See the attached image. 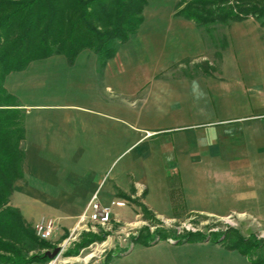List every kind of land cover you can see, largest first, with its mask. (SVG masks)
<instances>
[{
    "label": "crops",
    "instance_id": "crops-1",
    "mask_svg": "<svg viewBox=\"0 0 264 264\" xmlns=\"http://www.w3.org/2000/svg\"><path fill=\"white\" fill-rule=\"evenodd\" d=\"M148 26L154 33L199 31L193 21L173 13L143 15L136 34L102 65L86 48L72 62L53 54L5 76L6 90L24 109L22 176L12 184L10 203L27 223L50 217L58 230L72 229L93 195L102 206L115 199L128 202L111 206V216L129 217L131 209L140 215L142 206L164 223L185 214L252 215L264 222V47L250 49L249 69L238 68L244 72L234 110L211 104L215 91L223 93L216 80L234 68L225 55L216 64L208 62L207 68L217 71L211 75L202 69L194 76L161 78L149 87L144 98L157 103L154 118L164 117L166 125L139 126L127 120L128 114L93 110V65L107 75L121 69L122 46L140 42ZM244 93L248 101L241 99ZM179 102L191 103L192 109H181ZM111 150L131 155L109 173L114 158L97 159H106ZM137 260L173 264V259L148 254Z\"/></svg>",
    "mask_w": 264,
    "mask_h": 264
},
{
    "label": "rangeland",
    "instance_id": "rangeland-1",
    "mask_svg": "<svg viewBox=\"0 0 264 264\" xmlns=\"http://www.w3.org/2000/svg\"><path fill=\"white\" fill-rule=\"evenodd\" d=\"M178 1L147 0L142 14H174ZM197 29L198 32L181 28L178 31L154 33L148 26L141 33L140 42L133 41L130 45L122 46L119 54V61L123 66L121 69L116 68L117 71H110L107 75L106 70L97 64L93 65V110L115 115L124 113L125 118L129 116L127 120L130 123L139 126L166 125L168 122H165L164 117L154 118L158 111L157 103L147 96L144 98L149 87L161 78L194 76L200 74L202 69L206 75H211L217 71L206 65L208 62L218 63L224 55L234 68L216 80L217 85H222L223 95L215 91L212 94L214 102L211 104L216 107L223 103V110L236 109L239 101V93H235L239 90L236 85L239 75L244 72L238 68L240 65H250L251 48L264 47V23L250 16L215 23L207 29ZM200 54L207 55L209 59H200L197 57ZM96 61L93 59V62ZM155 63L163 65L154 66ZM245 68L249 69V66ZM248 71L246 70L247 73ZM21 73V79L24 80L25 72ZM180 84L182 83L178 84L179 89H186L185 85L181 87ZM107 85L110 88H106ZM248 95L241 94V99L248 101ZM179 105L183 110L192 109L191 103L179 102ZM126 114L128 115L125 116ZM109 152L111 154L108 153L106 159H97L100 162L114 158L109 173L116 172L131 155L128 152L119 155L115 150ZM8 203L11 205L10 200ZM126 205H129L128 202ZM139 210L140 215H136L131 209L129 217L110 215L108 223L104 225L85 220L78 221L73 230L57 229L51 238L41 239L42 243L48 244L47 248L33 247L22 253L23 258L30 261L27 264H138L137 256L148 254L173 259V264H252L248 257L235 249L227 248L226 241L222 238L224 235L226 238H234L231 229H236L244 237L251 235L256 239L255 242H261L258 244L260 250L257 249L253 257H264V222L259 217L185 214L174 222L164 223L142 206ZM196 231L204 237L198 234L184 237L187 232ZM146 234L150 236L146 237ZM137 235L140 237H136ZM55 247H59L58 253L54 257H48L45 251L51 252ZM124 248L127 251L121 252ZM11 255L0 251V262L12 257ZM41 255L46 256L44 261H40Z\"/></svg>",
    "mask_w": 264,
    "mask_h": 264
},
{
    "label": "trees",
    "instance_id": "trees-1",
    "mask_svg": "<svg viewBox=\"0 0 264 264\" xmlns=\"http://www.w3.org/2000/svg\"><path fill=\"white\" fill-rule=\"evenodd\" d=\"M146 4L147 0H0V251L12 254L0 263L27 264L24 251L48 247L19 209L8 203L13 182L22 176L24 109L6 90L5 76L53 54L72 62L86 48L102 65L136 34ZM175 7V15L199 28L250 16L264 23V0H179ZM231 231L234 238H222L227 248L248 257L252 264H264V257H253L261 242ZM190 234L202 236L196 231L184 237ZM39 259L44 261L46 256Z\"/></svg>",
    "mask_w": 264,
    "mask_h": 264
},
{
    "label": "built area",
    "instance_id": "built-area-1",
    "mask_svg": "<svg viewBox=\"0 0 264 264\" xmlns=\"http://www.w3.org/2000/svg\"><path fill=\"white\" fill-rule=\"evenodd\" d=\"M124 206L125 201L121 199H115L111 201L109 206H102L97 201L95 195L90 199L87 207L80 215L79 220L83 222L85 220L104 225L108 223L111 215V206ZM58 225L51 218H41L34 223L33 228L35 234L40 239H49L53 236L55 231L58 229ZM73 230V229H72Z\"/></svg>",
    "mask_w": 264,
    "mask_h": 264
},
{
    "label": "water",
    "instance_id": "water-1",
    "mask_svg": "<svg viewBox=\"0 0 264 264\" xmlns=\"http://www.w3.org/2000/svg\"><path fill=\"white\" fill-rule=\"evenodd\" d=\"M59 251V247H55L53 248V250L51 252H49L48 250L45 251V254L48 256V257H54Z\"/></svg>",
    "mask_w": 264,
    "mask_h": 264
}]
</instances>
